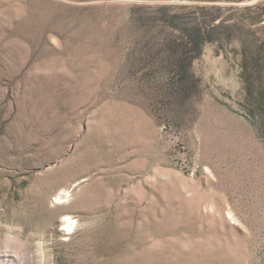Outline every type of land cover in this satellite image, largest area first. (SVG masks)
<instances>
[{"label":"rangeland","instance_id":"374dc122","mask_svg":"<svg viewBox=\"0 0 264 264\" xmlns=\"http://www.w3.org/2000/svg\"><path fill=\"white\" fill-rule=\"evenodd\" d=\"M0 264H264V0H0Z\"/></svg>","mask_w":264,"mask_h":264},{"label":"trees","instance_id":"16d2710c","mask_svg":"<svg viewBox=\"0 0 264 264\" xmlns=\"http://www.w3.org/2000/svg\"><path fill=\"white\" fill-rule=\"evenodd\" d=\"M263 16H261L260 18H259V20L262 18ZM246 63L244 62V61H242L241 62V71L244 73V70H245V68H246ZM185 68H186V62H185V60H180L179 62H178V71H179V73L181 74V75H184L185 74Z\"/></svg>","mask_w":264,"mask_h":264},{"label":"bare ground","instance_id":"6f19581e","mask_svg":"<svg viewBox=\"0 0 264 264\" xmlns=\"http://www.w3.org/2000/svg\"><path fill=\"white\" fill-rule=\"evenodd\" d=\"M66 221L68 220V226H70L72 223H71V220H70V218L68 219V217L65 219Z\"/></svg>","mask_w":264,"mask_h":264}]
</instances>
